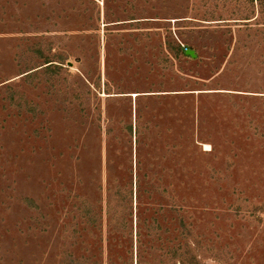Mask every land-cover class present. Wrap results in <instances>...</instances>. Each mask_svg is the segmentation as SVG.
Returning <instances> with one entry per match:
<instances>
[{
    "label": "rangeland",
    "instance_id": "rangeland-1",
    "mask_svg": "<svg viewBox=\"0 0 264 264\" xmlns=\"http://www.w3.org/2000/svg\"><path fill=\"white\" fill-rule=\"evenodd\" d=\"M180 216L264 264V0H0V264H129L153 217L157 263Z\"/></svg>",
    "mask_w": 264,
    "mask_h": 264
},
{
    "label": "trees",
    "instance_id": "trees-1",
    "mask_svg": "<svg viewBox=\"0 0 264 264\" xmlns=\"http://www.w3.org/2000/svg\"><path fill=\"white\" fill-rule=\"evenodd\" d=\"M129 19H134V18H129ZM184 48L188 49L187 46H184ZM109 194L110 195L108 197L106 213L111 221L115 220V222H117L118 220L116 219L118 216L117 214L119 212L118 209L121 210L128 209V205L126 203H130L132 199V189L130 188V189L121 190V188L115 187V189L111 190ZM178 219L179 220L176 229L180 231L181 240L182 239L183 240L181 242L172 245L168 249V251H166L167 259L164 260L160 259V261L157 263L151 262L149 260L150 252H148L146 247L141 248L142 236L145 229L147 230V233L145 232V234L147 236H151L153 232L156 233V231H158L161 226L154 217L149 220H146V218H144V221H142V223L138 221V228L135 231V235H136L135 241H136V246L138 247L136 248L134 255L135 259L133 261H131L133 257V253L131 250L132 243H130L129 245L130 250L129 249L126 250V252L129 253V260H130L129 264H201V260L198 253L199 245H198L197 235L194 233L192 227L185 221L183 216L178 217ZM168 231H170L169 228L165 227L164 232H168ZM108 264H114V263H112L109 260ZM122 264H126V263H122Z\"/></svg>",
    "mask_w": 264,
    "mask_h": 264
},
{
    "label": "water",
    "instance_id": "water-1",
    "mask_svg": "<svg viewBox=\"0 0 264 264\" xmlns=\"http://www.w3.org/2000/svg\"><path fill=\"white\" fill-rule=\"evenodd\" d=\"M187 54L193 55L194 56V52L190 49H185Z\"/></svg>",
    "mask_w": 264,
    "mask_h": 264
},
{
    "label": "bare ground",
    "instance_id": "bare-ground-1",
    "mask_svg": "<svg viewBox=\"0 0 264 264\" xmlns=\"http://www.w3.org/2000/svg\"><path fill=\"white\" fill-rule=\"evenodd\" d=\"M205 146H208L207 144H204ZM208 148V147H207Z\"/></svg>",
    "mask_w": 264,
    "mask_h": 264
},
{
    "label": "built area",
    "instance_id": "built-area-1",
    "mask_svg": "<svg viewBox=\"0 0 264 264\" xmlns=\"http://www.w3.org/2000/svg\"><path fill=\"white\" fill-rule=\"evenodd\" d=\"M252 1L256 2L257 0H252Z\"/></svg>",
    "mask_w": 264,
    "mask_h": 264
}]
</instances>
